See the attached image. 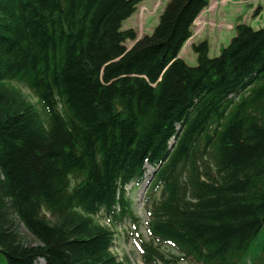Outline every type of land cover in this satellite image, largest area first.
<instances>
[{
	"label": "trees",
	"instance_id": "obj_1",
	"mask_svg": "<svg viewBox=\"0 0 264 264\" xmlns=\"http://www.w3.org/2000/svg\"><path fill=\"white\" fill-rule=\"evenodd\" d=\"M141 1L0 0L6 264H125L114 229L138 227L125 188L146 164L142 264H244L264 226V27L236 26L213 59L193 45L188 67L208 0H170L126 50L121 24Z\"/></svg>",
	"mask_w": 264,
	"mask_h": 264
},
{
	"label": "rangeland",
	"instance_id": "obj_2",
	"mask_svg": "<svg viewBox=\"0 0 264 264\" xmlns=\"http://www.w3.org/2000/svg\"><path fill=\"white\" fill-rule=\"evenodd\" d=\"M170 0H142L136 6L135 12L121 24V31H132L135 40H126L124 47L130 49L137 40L143 36H150L156 27L159 17ZM245 25L256 31L264 27V0H208V5L195 19L191 27V37L180 51L179 58L188 67L197 65V57L193 51V45L201 42L207 43V57L213 59L219 56L220 50L228 46L230 40L235 36V28ZM26 99L39 109L36 99L24 87L17 85ZM173 140L169 142L172 145ZM152 169V168H151ZM154 172V170L152 169ZM153 175V173H152ZM152 175L140 186L130 184L126 186V196L132 203V212L138 219V227L129 222H122L115 227V238L112 251L120 261L125 264H142L141 255L138 250L140 241H149L147 233L148 206L145 199L148 195ZM147 181V182H146ZM145 183V185H144ZM101 223L108 225L104 219ZM25 231L23 230V233ZM33 245L34 241H30ZM264 244V226L253 241L244 264H260L258 260L260 251ZM39 263H42L39 261ZM0 264H6V259L0 254ZM192 264V263H183Z\"/></svg>",
	"mask_w": 264,
	"mask_h": 264
},
{
	"label": "bare ground",
	"instance_id": "obj_3",
	"mask_svg": "<svg viewBox=\"0 0 264 264\" xmlns=\"http://www.w3.org/2000/svg\"><path fill=\"white\" fill-rule=\"evenodd\" d=\"M170 146V145H169ZM152 167H150V166H148V165H145V167H144V171H145V180L148 178V177H150L151 175H152V173H153V171H152V169H151ZM147 182V181H146ZM144 185H145V183H144Z\"/></svg>",
	"mask_w": 264,
	"mask_h": 264
}]
</instances>
